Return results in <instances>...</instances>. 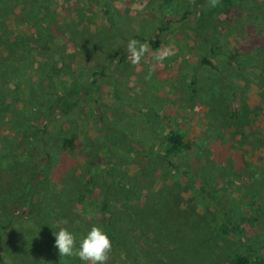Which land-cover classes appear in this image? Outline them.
Returning a JSON list of instances; mask_svg holds the SVG:
<instances>
[{
    "label": "rangeland",
    "instance_id": "rangeland-1",
    "mask_svg": "<svg viewBox=\"0 0 264 264\" xmlns=\"http://www.w3.org/2000/svg\"><path fill=\"white\" fill-rule=\"evenodd\" d=\"M261 2L264 7V0ZM26 4L27 0L0 1V93L19 99V103L10 102L5 111L0 109V155L12 156L0 159V264H53L43 244V224L53 233L67 228L76 237L77 247L87 231L98 226L97 198L114 147L106 141L93 109L104 113L106 125L120 129L125 144L138 148L135 154L113 152V166H120L119 172L138 188L137 197L122 208L125 231L144 251V264H229L235 255L247 256L252 264H264V50H243L241 25L213 30L215 43H211V35L199 23L202 18L215 22L219 18L201 16L190 0H50L47 8H38L43 13L33 28L26 26L35 24L34 19L29 20L35 8L29 11ZM109 16L112 27L107 26ZM167 19L182 21L161 37L158 47H150L138 65L129 61L131 67L125 68L121 78L114 75L115 69H121L115 57L127 50L128 41L152 38L159 28L166 27ZM39 40L54 46L60 57L52 52L36 56L14 46V42L32 45ZM168 49L174 54L162 63L152 60L158 51ZM203 58L209 66L201 63ZM61 62H67L73 77L82 83L89 82L94 72L101 75L95 76L90 96L67 118L51 122L44 135L51 164L45 166L34 208L26 211L29 201L19 203V197L31 180L30 166L22 151H15L16 128L31 120L26 108L34 105L41 111L51 95L68 84L69 75L57 71ZM33 69L38 71L40 83L28 101L24 92L12 93V86L2 82L6 73L9 82L29 92L32 86L23 81L33 82ZM111 74L118 84L116 97L114 81L106 77ZM71 129L87 158L65 156L59 150L58 140ZM166 130L180 133L193 145L192 154L173 158L174 166H198L215 185L228 184L213 195L214 200L203 198L193 185L173 179L160 167L145 170L144 166H161L157 156ZM37 157L44 161L41 152ZM88 179L90 193L85 194ZM159 190L165 197H160L162 202L157 198V209L158 202L148 193ZM170 190L175 195H169ZM218 208L227 213L232 225L237 224L235 236L214 233ZM157 214L167 218L165 224ZM148 217L157 231L168 234L164 243L150 235ZM139 223L142 227L135 225ZM60 262L84 264L76 256L60 257ZM107 264L131 263L111 252Z\"/></svg>",
    "mask_w": 264,
    "mask_h": 264
},
{
    "label": "trees",
    "instance_id": "trees-1",
    "mask_svg": "<svg viewBox=\"0 0 264 264\" xmlns=\"http://www.w3.org/2000/svg\"><path fill=\"white\" fill-rule=\"evenodd\" d=\"M49 4L50 0H27L26 6L29 11H33L31 9L35 8L33 13L30 12L32 16L30 15L29 17V20H35V24H28L29 26L26 27L31 26V28H33V26H35L36 23H38V21L40 20L39 16H41L43 13V10L40 9L39 11L38 8H47ZM190 4L192 6V9H200L201 12H197H199L201 16H203V14L205 13L206 15H211L212 18H214V16L219 18V22H215V20L212 19L206 20V18L205 20H202V18L201 22L199 23V27L207 29V33L211 35V43H215V38H213L212 35L213 30L216 31V29L218 28L221 30L223 26L225 28L236 26L238 27L239 25H241L244 29L245 34V39L242 43L243 50L247 52H259L260 50H264V45L262 44L264 42V32L261 31L264 25V13L261 15L259 11L260 9L264 10V7H261L263 3H260V0H219V4L214 8L209 6L208 0H190ZM252 8H254V10ZM181 21V19L165 20L164 24H166V27L159 28L152 38L146 40L149 43L150 47L152 49L158 47L161 44V37L164 35H168L167 32L172 31L170 29H177L176 25L180 24ZM112 22L113 21L109 16L107 18V26L112 27ZM217 24H219L218 27ZM21 26L24 27L25 24L23 23L21 24ZM109 32L110 30H108V33ZM258 33H262L263 36L260 37ZM14 46H17L21 49H27L36 56H45L48 52H52L53 54L59 56V54L55 52L54 46H51L46 40H39L32 45L24 42L15 44L14 42ZM208 49L211 52H213L214 50L211 46H208ZM129 61L130 60L128 58L127 50L124 53L115 57V63L117 64V67H120L121 69H115L113 71V74L120 76L121 78V74H123L125 68L131 67ZM15 63L19 64V61L16 60ZM201 63L209 66V62L206 61L205 58L201 60ZM52 69H54L53 66ZM57 71H62L63 73L69 75L68 84L62 90H59V92L53 93L41 111L36 110L34 105H31L29 107L30 110L32 108L31 113L30 110L26 108L24 112L31 114L32 118L21 128H16V140H14L15 151H22L20 152L22 153L21 155L25 156V159H27L28 162L27 166H30L28 176L31 180H27L28 182L25 184V186L29 184V187L25 190V186H23V191L20 192L21 195L19 197L21 199L19 203H24L25 200L29 201V207L26 208V211L34 208L33 201L34 199H36V193L38 190L40 191V188L43 185V183L39 182L41 181V179H43L42 174L46 171L45 166H50L51 164L49 155L47 152H45L46 138L44 137V135L46 136V133H48L51 122L56 121L59 118H67L71 114V112L76 107H78V105L83 101V99H85V97L90 96L94 83L97 82V78L95 76L101 75L94 72L92 73V75H90V78H88L89 82L82 83L78 78L73 77L70 66L67 62H61L60 68H58ZM32 72L33 82H30L31 80L29 79L23 81L24 84L27 83V87L32 86L29 89V92L27 89L24 90L22 89V87L19 88L17 83L9 82L6 73L2 75V82H5L12 86V93L24 92L26 96V98L24 99L28 101V98L30 97V92L35 90L37 91L38 85L40 83L38 71L33 69ZM113 74L106 77L114 81L115 85L113 88V93L116 97V90L118 84H116V78L114 79ZM190 82V85H193L194 79L192 78ZM18 100L19 99L15 96L0 93V109L2 111H5L7 109L6 107L10 102L19 103L17 102ZM96 103L93 102L94 107L98 108V106H95L97 105ZM93 111L95 115V121L97 122L99 128L104 134L106 141L112 147H114L113 152L120 151L122 153V150H125L124 152L126 153H138V148H133L132 146H129V143L125 144L126 139L122 137L120 129L116 128L115 126L109 127L108 125H106L108 123H106L107 121L106 117L104 116V113L99 112V109H93ZM63 134L65 133L63 132ZM58 141V148L61 153H63V155L65 156L74 155V158L79 157V159L85 157L87 158V156H89L85 148L81 146V140H79V137L77 136V134H75L73 129H71L67 135H61V138ZM159 145L161 148V154L157 157L159 158V164L161 166H144L145 170L149 171L151 169H158L160 167L159 170H161L162 172H167L173 179L180 178L184 182L190 183L195 187L200 196L211 200L215 199L213 196L214 194H216L217 192H221L224 186L228 185H215V183L212 181L213 179L211 180V178L206 176V171H204L198 166L173 165V158L175 156L181 155L182 153H193V145L180 133L174 132L172 130H166L165 134H163L161 138V142ZM40 152L41 154H43L44 161L39 160V157H37ZM113 152L111 155L109 153L110 159L108 158L107 161V164L109 166H107V168L104 170L107 179L104 178L105 180L103 181V185L101 186L99 191L96 204L95 220L98 226L102 227L111 239L112 252L119 254L124 260H128L131 264H144V251H140L139 247L137 246V243L135 244V240H133L132 236L127 231H125L127 220L124 216V209L122 208V204H130L132 198L137 197L138 188L135 182L124 178L123 174L119 172L120 166H113V162H115ZM115 154L116 153H114V155ZM12 155L13 157H21L16 154ZM76 155L78 157H76ZM11 157V154L0 155L1 160H7ZM90 181L91 180L88 179V181H86V183L84 184L85 194L90 193V189L88 188ZM171 194L174 193L170 190L169 195ZM148 195L151 200H153L154 202H158L157 209L160 208V203L158 199L160 200V202H162L163 198H161V200L160 197H165L164 192L162 190H159L156 193H148ZM16 204L21 207L18 204V201L16 202ZM148 212L151 211H147L146 213ZM215 213L218 216V219L216 221L217 223L213 227L214 233L220 236H235V234L238 233L237 224L232 225L230 220L226 218L227 213L225 214L223 210L219 211L218 208ZM157 215V217H159L162 223L165 224L164 221L165 219L167 220V218H165L161 214ZM136 218H140V214H136ZM151 221H153L152 218L149 219L148 223L152 227L150 230V232L152 233H150V235H152L158 241L163 240L164 243L165 239L168 238V234H161L159 231H157V225H152ZM135 225L142 227V224L140 223ZM41 230L44 238L43 244L46 247L49 256V262L55 264L56 261L57 264H62L60 262V255L58 249L54 246L55 237L53 235V232L50 231V228L44 224L41 226ZM2 241L3 236L0 233V263H2L3 260ZM178 249L179 251H181L182 247H179ZM181 256L183 257V254H181ZM62 258L67 259L68 257ZM255 260L256 259L254 258V263H256ZM252 262L253 260L249 261V258L247 256L235 255L229 261V264H252Z\"/></svg>",
    "mask_w": 264,
    "mask_h": 264
},
{
    "label": "clouds",
    "instance_id": "clouds-1",
    "mask_svg": "<svg viewBox=\"0 0 264 264\" xmlns=\"http://www.w3.org/2000/svg\"><path fill=\"white\" fill-rule=\"evenodd\" d=\"M208 2L209 6L213 8L219 4V0H208ZM149 52L150 45L147 41L130 39L127 43L128 58L133 65H138ZM173 54L171 49L158 51L152 56V60L162 63L164 59ZM53 235L55 236L54 246L58 249L60 257L76 256L84 264H107L110 259L112 242L100 226L93 225L80 239L78 247L76 237L67 228H60L58 231H54Z\"/></svg>",
    "mask_w": 264,
    "mask_h": 264
}]
</instances>
